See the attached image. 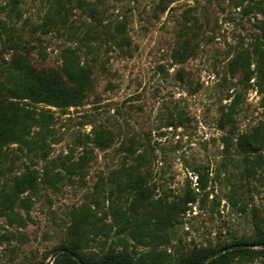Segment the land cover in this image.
I'll return each mask as SVG.
<instances>
[{
  "label": "rangeland",
  "instance_id": "rangeland-1",
  "mask_svg": "<svg viewBox=\"0 0 264 264\" xmlns=\"http://www.w3.org/2000/svg\"><path fill=\"white\" fill-rule=\"evenodd\" d=\"M88 1L103 18L99 34L89 33L90 49L66 31L74 24L80 36L93 21L76 1L68 4L65 20L44 32L45 16L57 0H18L19 13L12 11L11 0H0V80L3 66L19 56L36 68L60 69L67 46L90 66L92 78L82 104L50 107L54 119L43 149L8 147L14 163L8 169L10 160L4 161L0 187L26 165L42 170L58 157L77 161L85 155L86 160L81 171L66 173L56 187L42 183L29 194L28 207L15 205V217L0 215V264H47L70 238L69 211L85 203L95 208L101 182L94 210L103 208V222L111 230L91 239L87 252L157 247L181 257L260 236L264 92L256 69L264 0ZM240 52L248 54L249 69L235 62ZM102 129L103 146L94 140ZM242 133L255 135V151L239 149ZM127 173L142 174L150 197L167 203L194 191L196 199L168 227L164 241H137L104 213L110 188ZM132 197L126 194L122 206ZM231 264H264V253L232 254Z\"/></svg>",
  "mask_w": 264,
  "mask_h": 264
},
{
  "label": "trees",
  "instance_id": "trees-1",
  "mask_svg": "<svg viewBox=\"0 0 264 264\" xmlns=\"http://www.w3.org/2000/svg\"><path fill=\"white\" fill-rule=\"evenodd\" d=\"M73 0H57L53 10L47 12L42 27L44 32L49 25L58 26V19L66 16L68 4ZM78 6L86 8L92 22L88 24L86 32L78 35L77 27L70 24L66 29L70 35L78 36L79 40L90 49L89 33L96 35L103 29V18L98 8L88 0H74ZM18 0H11L12 11L19 13ZM264 13V10H263ZM66 18H64L65 20ZM124 27V24L121 26ZM58 28V27H57ZM259 28L262 31L260 40L263 47L257 56L256 80L264 92V19L260 21ZM184 51L179 52V56ZM235 62L246 64L250 67L249 56L246 52H240L234 57ZM3 79L0 80V174L5 175L6 169L14 163V159L8 147L17 144L19 148L27 147V150L35 151L44 148L46 135L51 131L54 112L50 107L66 108L82 104L86 92L92 85L91 68L82 62L77 52L67 46L62 53L60 69L36 68L25 56L12 58L1 69ZM251 74L253 72H250ZM95 141L101 146L107 143L103 136V129L97 130ZM255 135L242 133L237 137V146L242 151H255ZM45 157V154H44ZM10 160L5 168L4 161ZM86 156L80 160L69 161L68 156L52 159L45 164L42 170L26 165L20 173H11L6 176L0 187V215L15 217L14 207L21 203L28 207L31 202L29 194L34 193L43 183L56 187L57 183L66 177V173L81 171ZM60 165L61 169H57ZM62 170H65L63 172ZM144 176L131 173L126 174V179L116 181L108 193V211L117 220L118 229H127L130 236L137 241H164L170 225L179 220L188 209V202L196 199L194 191L180 200L165 202L161 197L151 198V189L143 184ZM103 191V182L94 192V207L100 205V196ZM126 194L133 197L127 207L121 204ZM91 205L82 204L69 211L71 223L68 226L69 240L61 243L60 248L69 249L81 258L83 264H197L201 259L214 252L194 250L186 256H172L167 250H159L153 247L149 250L132 253L127 250L120 252L108 250L104 254L87 252L86 245L96 235H103L111 230V226L103 222V208L94 210ZM92 237V238H91ZM146 238V239H145ZM149 240L143 242L146 243ZM235 243H264V231L261 235L249 240L236 239L226 243L221 248ZM251 252L264 253V247H237L227 250L203 264H231V255L247 254ZM53 264H81L68 252L59 253Z\"/></svg>",
  "mask_w": 264,
  "mask_h": 264
},
{
  "label": "water",
  "instance_id": "water-1",
  "mask_svg": "<svg viewBox=\"0 0 264 264\" xmlns=\"http://www.w3.org/2000/svg\"><path fill=\"white\" fill-rule=\"evenodd\" d=\"M255 246L264 247V243H262L260 245H257V244H254V243H235V244H231V245L225 246L223 248H220V249L212 252L211 254H209L206 257H204L203 259H201L197 264H203V263L209 261L210 259L216 257L217 255H219V254H221V253H223V252H225L227 250H231V249H234V248H237V247H255ZM61 252L70 253L75 260H77L79 263L83 264V261L81 260L80 257H78L76 254L72 253L69 249H66V248H60L57 251L53 252L52 255L50 256V259L47 262V264H50L56 258V256L59 253H61ZM102 264H112V263L108 262V263H102Z\"/></svg>",
  "mask_w": 264,
  "mask_h": 264
}]
</instances>
